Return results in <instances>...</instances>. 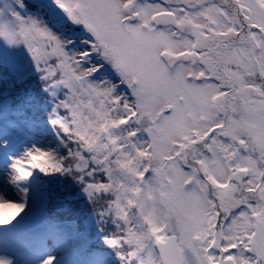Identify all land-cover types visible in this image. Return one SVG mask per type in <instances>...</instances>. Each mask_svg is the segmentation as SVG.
I'll return each instance as SVG.
<instances>
[{"label":"snow or ice","instance_id":"1","mask_svg":"<svg viewBox=\"0 0 264 264\" xmlns=\"http://www.w3.org/2000/svg\"><path fill=\"white\" fill-rule=\"evenodd\" d=\"M0 264H264V0H0Z\"/></svg>","mask_w":264,"mask_h":264},{"label":"trees","instance_id":"2","mask_svg":"<svg viewBox=\"0 0 264 264\" xmlns=\"http://www.w3.org/2000/svg\"><path fill=\"white\" fill-rule=\"evenodd\" d=\"M63 190H64L63 187H61L60 191H63ZM82 207H83L82 204H80V205H74V206H73V209H74V211L76 212V215H80L78 209H79V208H82ZM55 211H57V212H63L64 209H62V208H60V207H56V208H55ZM91 243H92V244H95V245H97V246H99V240L95 237V235H93V237H92V239H91Z\"/></svg>","mask_w":264,"mask_h":264}]
</instances>
